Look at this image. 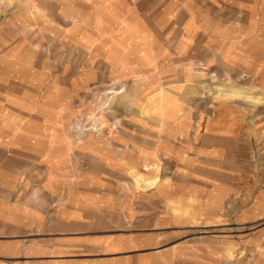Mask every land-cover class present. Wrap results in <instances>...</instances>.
Instances as JSON below:
<instances>
[{
  "label": "crops",
  "instance_id": "crops-1",
  "mask_svg": "<svg viewBox=\"0 0 264 264\" xmlns=\"http://www.w3.org/2000/svg\"><path fill=\"white\" fill-rule=\"evenodd\" d=\"M200 68L264 97V0H0V264H264V110Z\"/></svg>",
  "mask_w": 264,
  "mask_h": 264
},
{
  "label": "rangeland",
  "instance_id": "rangeland-1",
  "mask_svg": "<svg viewBox=\"0 0 264 264\" xmlns=\"http://www.w3.org/2000/svg\"><path fill=\"white\" fill-rule=\"evenodd\" d=\"M199 74L201 76H204V84H203V90H205L207 93H216L217 94V88L220 86L225 87L226 85H235L234 91H237V93L241 90V92H243L244 90H246L247 94L248 91L249 93H251L252 97L254 98L255 96L259 95L262 96L260 94V90L259 88H255V87H247L245 85H243L242 83H235L233 84V80L232 78H230L229 76L225 75L222 78L217 76L216 74H213L212 72L205 70L204 68H200L199 69ZM209 81V82H207ZM114 87H104L103 85H95L92 86L90 88V93H91V102H90V107H91V111H88L87 113H81L80 115L77 116V118L74 121V125L75 127H77L80 130L83 131H90V132H96L99 129H102L103 126L107 125L106 121H103V114L104 113H108L111 112L114 115H116L118 108L117 104L115 102H104L105 97L104 96H110L112 97L115 94H122L125 93V86L122 83H115V85H113ZM249 95V94H248ZM263 97V96H262ZM252 98V99H253ZM264 97L262 98V101H260V103L258 105L252 106L249 104H245L242 101H236L237 103L242 102L244 107H258L261 106V110H264ZM261 121V119H260ZM260 121H258V124L261 126ZM264 121V120H263ZM112 124V123H110ZM263 130L262 128L257 130L255 134H253L254 136V140L253 142H261L264 141L263 140ZM76 137H83V135H77ZM201 237V235H197V234H192L189 233V238H195V237ZM236 237L240 238L242 236H240L239 232L237 231L236 233ZM209 250L211 249L210 247L208 248ZM240 251H237L236 254H239ZM233 259V258H232ZM236 259V258H235ZM220 264H242V263H238V262H226V261H222Z\"/></svg>",
  "mask_w": 264,
  "mask_h": 264
},
{
  "label": "bare ground",
  "instance_id": "bare-ground-1",
  "mask_svg": "<svg viewBox=\"0 0 264 264\" xmlns=\"http://www.w3.org/2000/svg\"><path fill=\"white\" fill-rule=\"evenodd\" d=\"M239 93V92H238ZM236 94V93H235ZM241 94V93H240ZM227 95H229V94H227ZM230 96V95H229ZM115 97V96H114ZM225 97H228V96H226L225 95ZM231 97V96H230ZM233 98V97H232ZM258 98V97H257ZM251 99V100H253L252 101V106H255V105H258L259 103H260V100L259 99ZM248 99H249V97H248ZM112 101V100H111ZM135 178H136V176H135Z\"/></svg>",
  "mask_w": 264,
  "mask_h": 264
}]
</instances>
